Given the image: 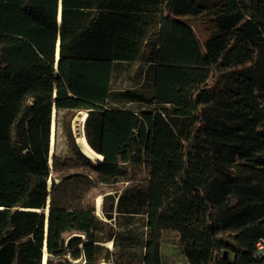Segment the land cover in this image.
<instances>
[{"label":"trees","instance_id":"obj_1","mask_svg":"<svg viewBox=\"0 0 264 264\" xmlns=\"http://www.w3.org/2000/svg\"><path fill=\"white\" fill-rule=\"evenodd\" d=\"M262 239L264 0H0V264H264Z\"/></svg>","mask_w":264,"mask_h":264},{"label":"rangeland","instance_id":"obj_2","mask_svg":"<svg viewBox=\"0 0 264 264\" xmlns=\"http://www.w3.org/2000/svg\"><path fill=\"white\" fill-rule=\"evenodd\" d=\"M204 24L205 23L203 22L195 23L196 30L202 38L207 35ZM134 75L135 77L132 78V77H128L124 72H117L114 77V86L116 88H120V87L123 88L130 85H136V89H139L141 91H147L146 88L147 86L146 83L144 82V79L138 78L137 74L135 73L133 74V76ZM130 106L133 107L134 104ZM62 112L63 111H61V114ZM83 112L84 110L79 111L72 121V128L74 131V135L76 137V141L78 140L77 143L81 145L80 147H82V149H84L85 151H89L93 155L94 157L93 160L101 159L96 156V152L92 147L90 148L86 146L83 142L82 137L85 136V124H84L85 121H82ZM57 151L58 154L61 156L68 154L66 139L62 129L59 130ZM101 204H102V196L99 201L98 198L96 200L97 214L102 216ZM163 259H164V264H190L186 259V257L181 253L180 249L172 244L163 247Z\"/></svg>","mask_w":264,"mask_h":264},{"label":"bare ground","instance_id":"obj_3","mask_svg":"<svg viewBox=\"0 0 264 264\" xmlns=\"http://www.w3.org/2000/svg\"><path fill=\"white\" fill-rule=\"evenodd\" d=\"M86 117H87V112L84 111V112H83V115H82V121H85V120H86ZM52 126H53V128H52V132H53V141H52V145H51V154H52V157H53L54 140H55V128H56V107H55V106H54V109H53V124H52ZM82 138H83V142H84V144H85L86 146H88V147L91 148V146H90V144L88 143L86 137L84 136V137H82ZM83 150H84V149H83ZM84 152H85L87 155L93 157V155H92L89 151H85V150H84ZM95 152H96V151H95ZM96 156H97L98 158H102V155L99 154V153H97V152H96ZM93 158H94V157H93ZM51 163H52V162H51ZM50 187H51V186H50ZM100 199H101V196L98 197V201H99ZM98 205H99V203H98ZM46 212H47V220H48V216H49V206L46 208ZM112 243H113V242H112ZM112 243L110 242L109 244L112 245ZM45 250H46V247H45ZM46 258H47V255L45 254V262H46Z\"/></svg>","mask_w":264,"mask_h":264},{"label":"built area","instance_id":"obj_4","mask_svg":"<svg viewBox=\"0 0 264 264\" xmlns=\"http://www.w3.org/2000/svg\"><path fill=\"white\" fill-rule=\"evenodd\" d=\"M257 254L260 256H264V239L260 240L257 243Z\"/></svg>","mask_w":264,"mask_h":264},{"label":"water","instance_id":"obj_5","mask_svg":"<svg viewBox=\"0 0 264 264\" xmlns=\"http://www.w3.org/2000/svg\"><path fill=\"white\" fill-rule=\"evenodd\" d=\"M58 56H59V45H58V47H57V59H58ZM57 66V65H56ZM52 124H53V122H52ZM52 128H53V126H52ZM52 141H53V132H52V139H51V145H52ZM102 159V158H101ZM50 161L52 162V154H50ZM50 201L48 200V206H49V203ZM47 229H48V220L46 219V231H47ZM227 255V252H225V256ZM44 264H45V258H44Z\"/></svg>","mask_w":264,"mask_h":264}]
</instances>
